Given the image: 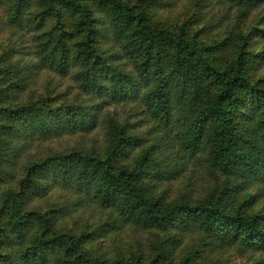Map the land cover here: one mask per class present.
Instances as JSON below:
<instances>
[{
    "label": "trees",
    "instance_id": "trees-1",
    "mask_svg": "<svg viewBox=\"0 0 264 264\" xmlns=\"http://www.w3.org/2000/svg\"><path fill=\"white\" fill-rule=\"evenodd\" d=\"M0 1L11 8L10 23L31 32L36 66L75 76L85 96L56 90L21 100L32 67L14 60V46L1 60L14 85H0V185L9 182L0 193V264H173L170 245L183 243L178 264H206L197 256L202 241L214 264H264V0H218L229 7L219 23L208 18L213 0H194L197 22L191 15L181 25L166 15L168 0ZM235 14L227 37L211 44L212 29ZM109 105L124 116L105 112ZM101 125V149L20 161L21 139L25 150L31 140ZM203 167L215 185L198 193L190 175ZM177 180L185 189L171 199ZM56 187L71 204L60 200L51 217L30 209ZM72 206L92 210V219L99 209L112 212L107 223L87 219L92 231L78 236L58 231ZM129 224L166 233L151 262L141 260L142 240L140 256L128 261L119 253L112 263L102 251V233Z\"/></svg>",
    "mask_w": 264,
    "mask_h": 264
},
{
    "label": "rangeland",
    "instance_id": "rangeland-1",
    "mask_svg": "<svg viewBox=\"0 0 264 264\" xmlns=\"http://www.w3.org/2000/svg\"><path fill=\"white\" fill-rule=\"evenodd\" d=\"M170 1L171 12L166 15L171 16L170 20L173 21L175 25H181L187 21H196V8L194 7V0H168ZM198 1V0H196ZM229 9L228 5L224 4L222 1L213 0L210 10L212 13L208 17L211 21H218L221 16H223L227 10ZM193 16V19H188L190 16ZM257 15V14H256ZM237 15L235 14L234 18L228 22L227 20L223 24H217L216 28L212 29L209 36H207V40L211 43H217L224 38L227 37V33L230 32V24L234 23L237 20ZM11 19V8L9 4H5L3 1H0V85L4 88H10L14 83L8 80L9 76H6V73L1 72V69L8 68L5 63L2 61L6 60V54L9 53L12 47H15L16 53L14 54V60L22 61L23 65H31V71L33 73V79L31 80L29 86L22 92L20 98L21 100H27L33 94H37L38 96H45L49 94H54V91H58L61 93H65L68 98L73 99L79 97L81 99L85 98L83 92L79 88L78 82L75 80V76H67L61 77L56 71L52 69H40L36 66V62L38 61L37 56L35 54V43L33 42L31 32L25 31L22 32L20 27L17 29L13 24L10 23ZM208 19V20H209ZM187 20V21H186ZM251 21L253 18L251 17ZM210 22V21H209ZM103 47L106 49H111L112 44H103ZM261 45H258L257 48H260ZM6 62V61H5ZM9 63V62H8ZM258 77H264V71L258 73ZM118 112L123 115V109L118 106H106L105 112ZM104 112V113H105ZM124 116V115H123ZM136 119H140L137 117ZM148 126H143L142 129L146 130ZM141 129V130H142ZM24 140L21 139L18 141V147H21V151L18 154L20 156V161H24L25 159H32V157H40L48 154L50 151H58L65 152L67 149H71L75 146L81 147L86 150H91L93 147H97L101 149L104 147V126H99L95 131L87 134L77 135L75 137L63 136L55 139L44 140L41 143L31 140V144L25 146V150L22 147ZM191 167V172H192ZM190 172H187L189 174ZM16 178H14V182L16 179L20 177L19 172H14ZM194 182L192 185L196 188L198 193H201L206 188H211L215 185V178L211 176L207 170L203 168H195L193 174L190 175ZM185 183L182 180H177L172 183V187L170 190V197L176 198L178 194L185 189ZM167 185V184H166ZM9 182L5 179L4 182L0 185V193L3 190H7L9 187ZM19 186L16 184V188ZM60 187H56L50 195H47L45 198L36 199L31 201V208L35 209L43 214H47L49 217L54 216L51 214L54 209H56V203L62 202L61 206L71 204V199L73 198L70 194L64 192L63 194L60 191ZM70 192V191H69ZM1 198V195H0ZM173 199V200H174ZM170 201V200H169ZM112 210L107 209H99L94 215V219H92L93 212L92 210H87L86 208H75L74 206L70 207L68 210V214L64 212L57 220L58 231H71L76 235L80 236L86 233L87 231H92L88 227V221H95V218L100 220L103 223H107L109 221V213ZM88 219V221H87ZM141 230H137L134 226H125L120 228V230L114 231L109 235L107 233H102V237L105 249L102 248V251H105L107 258L112 263L118 260V254H122V259L125 261L129 260L131 253H136L138 257L140 254L138 252L141 247H139V241L142 240L145 254H143L141 260H147L151 262L153 260V255L156 254L157 246L164 244V240L166 237V233L158 232L157 230L148 231V232H140ZM194 241L197 242V238L201 237L199 233L194 232ZM118 241V243H115ZM194 242V243H195ZM193 244V243H192ZM191 244V245H192ZM199 244V243H198ZM201 246L199 253L197 256H201L203 258V262L206 264H214L215 263V255L211 251H205L202 253V249L204 247V242H200ZM116 245V246H115ZM203 245V246H202ZM91 247H100L99 242L91 243L88 246V249ZM171 250H173V258L174 263L178 264L180 259L186 255L182 253V249L185 247V243H183L180 248L175 245H170ZM169 247V248H170ZM110 248V249H109ZM239 257L230 258V260H236ZM225 259V258H224ZM241 259L237 260L236 264L241 263ZM161 264H165L162 262Z\"/></svg>",
    "mask_w": 264,
    "mask_h": 264
}]
</instances>
